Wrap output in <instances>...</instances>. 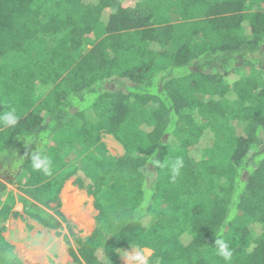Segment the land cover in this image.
<instances>
[{"label":"trees","instance_id":"trees-1","mask_svg":"<svg viewBox=\"0 0 264 264\" xmlns=\"http://www.w3.org/2000/svg\"><path fill=\"white\" fill-rule=\"evenodd\" d=\"M12 109L18 123L0 124V264H23L8 218L60 230L59 195L79 170L94 228L83 239L66 223L63 238L85 264H120L137 246L148 264H225L221 232L231 264H264V0H0V114ZM107 135L123 155L106 151ZM33 152L52 176L33 170ZM177 157L175 181L151 162ZM7 185L25 196L21 214Z\"/></svg>","mask_w":264,"mask_h":264},{"label":"rangeland","instance_id":"rangeland-1","mask_svg":"<svg viewBox=\"0 0 264 264\" xmlns=\"http://www.w3.org/2000/svg\"><path fill=\"white\" fill-rule=\"evenodd\" d=\"M68 133V131H67ZM71 137V134L69 133ZM73 136V134H72ZM67 141L71 150L76 147L77 153L83 147L77 144L78 139L69 138ZM79 141V140H78ZM80 142V141H79ZM106 151L114 156H121L124 153L123 147L118 144L111 136L107 135L102 138ZM79 176L84 179L85 183L89 180L83 176L79 170L70 180L66 182L61 193L60 208L66 222L61 223L60 230H48L36 223L20 218H8L4 222L5 230L3 232L4 239L14 246V254L23 262V264H85L81 260L77 246L73 243L72 238H69L70 244L65 242L63 236L67 234L66 223L72 226L73 232L80 238L88 237L94 228V218L96 210L93 207L92 198L87 196L84 190H80L75 185V178ZM8 193H11L15 199V204L12 210L22 213V202L20 198L25 197L24 194L17 190L15 186L7 185ZM48 213L53 214L52 210L45 209ZM26 223L32 226V229H26ZM70 247L75 254L76 260L68 252ZM136 248H132L126 252H132ZM149 257L151 251L142 249ZM121 255L120 264H129L125 258V253Z\"/></svg>","mask_w":264,"mask_h":264},{"label":"clouds","instance_id":"clouds-1","mask_svg":"<svg viewBox=\"0 0 264 264\" xmlns=\"http://www.w3.org/2000/svg\"><path fill=\"white\" fill-rule=\"evenodd\" d=\"M18 119L19 117L17 116L15 109L0 114V124L6 128L14 127L18 123ZM151 162L157 167H168L173 181H175L179 176L180 170L183 167V159L181 157H177L174 161H171L167 165L156 159ZM31 166L33 170L39 171L44 176H52L54 174L53 162L51 158L42 152H33L31 156ZM233 218L234 214L229 215L225 220V224L230 222ZM213 247L215 248L216 254L223 258L225 264H231L233 251L230 247L229 241L223 236L222 232L217 234ZM125 258L129 261V264H148L147 255L138 246L134 251L126 252Z\"/></svg>","mask_w":264,"mask_h":264},{"label":"crops","instance_id":"crops-1","mask_svg":"<svg viewBox=\"0 0 264 264\" xmlns=\"http://www.w3.org/2000/svg\"><path fill=\"white\" fill-rule=\"evenodd\" d=\"M69 180H70V179H69ZM66 182H67V181H66ZM66 182H65V184H66ZM65 184H64V185H65ZM63 187H64V186H63ZM62 189H63V188H62ZM60 193H61V192H60ZM92 201H93V200H92Z\"/></svg>","mask_w":264,"mask_h":264}]
</instances>
